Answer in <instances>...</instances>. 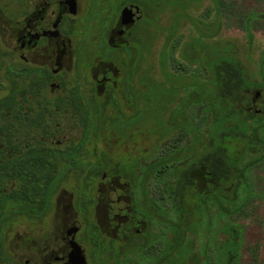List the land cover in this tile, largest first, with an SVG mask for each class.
Returning <instances> with one entry per match:
<instances>
[{
	"label": "flooded vegetation",
	"instance_id": "flooded-vegetation-1",
	"mask_svg": "<svg viewBox=\"0 0 264 264\" xmlns=\"http://www.w3.org/2000/svg\"><path fill=\"white\" fill-rule=\"evenodd\" d=\"M182 1L0 0V264H194L180 238L228 203L224 141L262 142L264 85L215 104Z\"/></svg>",
	"mask_w": 264,
	"mask_h": 264
},
{
	"label": "rangeland",
	"instance_id": "rangeland-1",
	"mask_svg": "<svg viewBox=\"0 0 264 264\" xmlns=\"http://www.w3.org/2000/svg\"><path fill=\"white\" fill-rule=\"evenodd\" d=\"M185 11L194 20L197 29L206 30L208 25L218 24L217 33L213 37L201 36V41L212 45L222 43L225 47L221 51L224 54L231 53L236 58L245 79L262 82L264 85V0H192ZM168 20L166 16L165 23ZM179 25L176 36L180 41L188 40L189 36H198V30H194L188 19L181 18ZM158 46L159 42H156L148 60L149 67L154 68L152 72L156 76ZM173 53L177 56L176 48ZM202 56L204 57L203 52ZM191 69L202 78L206 77L205 70L199 63ZM262 92L264 94V89ZM194 114L198 130L205 132L210 120L209 113L198 107L192 113L193 116ZM167 117L168 111L164 113V120L167 121ZM256 135L263 140L255 145L252 144V139H249L251 144L245 145L239 137H228L224 141L228 144V157L231 162L228 166V198L231 202L226 205L231 211L226 216H221L216 205L209 204L201 217L195 213V225L187 224L182 243H186V258L193 252L194 264H218L216 248L221 242L230 239V235L220 224L225 227L230 224L235 229V236L231 237L237 244L234 264H261L264 235V153L258 154L264 144V122L257 127L254 136ZM155 137L156 134H150V139ZM155 148L150 152V161L155 158ZM243 164V173L237 178L238 169ZM164 206L167 211L169 205L165 203ZM167 215L173 217L170 210ZM164 227L167 236L169 228L166 225Z\"/></svg>",
	"mask_w": 264,
	"mask_h": 264
},
{
	"label": "trees",
	"instance_id": "trees-1",
	"mask_svg": "<svg viewBox=\"0 0 264 264\" xmlns=\"http://www.w3.org/2000/svg\"><path fill=\"white\" fill-rule=\"evenodd\" d=\"M190 1L192 0H185L182 1V9H185L189 6ZM218 6V5H217ZM186 18L191 22L194 23L193 20L186 16ZM198 30V37L197 41H201V36L205 37H213L217 31H218V24L216 26H210L206 28V30ZM251 38V35L248 36ZM224 45L217 44L212 45V74H213V86L214 89H216V93L214 94V98L218 101L215 103L218 106H221L223 104H226L228 106H231L232 104H237V102L231 103V101L226 103V95L229 96L230 99H236L241 95V90H244L248 86V81L244 77L243 70L238 66L236 58L231 54H224L221 49H224ZM230 48V46H229ZM228 73V78L224 79L223 73ZM219 90H225L227 91V94H222L219 92ZM234 124L237 125L235 122ZM238 128L241 127V125H237ZM218 159V160H217ZM222 165V159L220 157H216V162H214V169H221ZM231 165V162L229 161L228 166ZM229 169V168H228ZM243 170L242 167L238 169L239 172ZM241 174L237 175V178H239ZM231 202V199L228 198V203ZM218 210L219 213L224 215V213L229 214L231 209H228L221 206V203H218ZM220 227H222L223 230H225L229 235L230 239L221 242L218 247L216 248V251L219 255V261L218 264H234L235 261V253L237 250V244L234 240H232L231 237L235 236V229L228 224L227 227L224 226V224H220ZM184 237L181 236L180 242H183ZM185 243V242H184ZM261 264H264V235H263V243H262V257H261Z\"/></svg>",
	"mask_w": 264,
	"mask_h": 264
}]
</instances>
